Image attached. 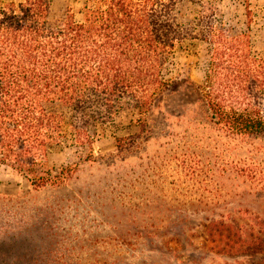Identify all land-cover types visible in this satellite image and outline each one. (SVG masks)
I'll return each instance as SVG.
<instances>
[{
    "label": "rangeland",
    "instance_id": "rangeland-1",
    "mask_svg": "<svg viewBox=\"0 0 264 264\" xmlns=\"http://www.w3.org/2000/svg\"><path fill=\"white\" fill-rule=\"evenodd\" d=\"M217 1L246 28L243 0ZM250 4L264 18V0ZM67 6L55 0L59 14ZM205 69L177 54L168 76L184 82L146 126L125 111L100 129L91 156L55 148L53 176L70 175L37 187L0 168V264H264L263 253L218 251L206 232L222 220L264 236V133L230 135L208 118L197 88Z\"/></svg>",
    "mask_w": 264,
    "mask_h": 264
},
{
    "label": "trees",
    "instance_id": "trees-1",
    "mask_svg": "<svg viewBox=\"0 0 264 264\" xmlns=\"http://www.w3.org/2000/svg\"><path fill=\"white\" fill-rule=\"evenodd\" d=\"M242 5L245 29L217 0H68L61 14L55 0H1L0 168L37 187L70 175L53 176L50 153L67 144L91 156L125 111L146 126L184 82L168 76L183 52L206 62L197 88L208 118L230 135L264 133V18ZM206 232L218 251L264 254L252 228L213 220Z\"/></svg>",
    "mask_w": 264,
    "mask_h": 264
}]
</instances>
